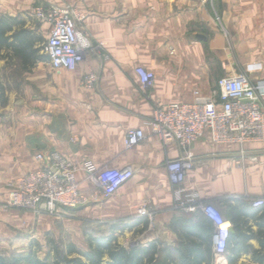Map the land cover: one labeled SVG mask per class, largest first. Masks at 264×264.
I'll use <instances>...</instances> for the list:
<instances>
[{
    "label": "crops",
    "instance_id": "0c3cea01",
    "mask_svg": "<svg viewBox=\"0 0 264 264\" xmlns=\"http://www.w3.org/2000/svg\"><path fill=\"white\" fill-rule=\"evenodd\" d=\"M44 1L74 7L94 44L102 46L75 70H55L49 59L40 61L36 99L19 121L0 120V237L16 241L52 229L49 223L58 218L2 202L7 201L10 181L40 167L38 153L58 151L77 164L90 159L101 168L133 171L111 198L70 212L131 219L132 231L144 230L147 221L150 233L142 244L155 241L161 248V242H168L173 257L180 256L176 247L204 242L205 255L216 264H230L228 254L237 258L234 264H264L257 260L258 254L264 255V206L253 205L264 198V142L247 145L250 153L260 155L259 163L240 161L237 144H217L208 135L191 147L194 165L183 186L233 223L231 237L237 227L245 233L243 242L231 240L221 259L214 249L212 219L201 210L175 207L167 164L183 155L181 147L164 143L150 127L158 106L190 101L195 89L208 94L222 76L248 71L254 79L264 78V0H216L215 9L199 0ZM37 2L0 4L15 16ZM215 11L225 30L216 22ZM138 66L155 73L152 87H143ZM91 74L97 77L92 84ZM135 128L144 129L147 137L127 148V133ZM78 180L84 193L93 191L84 172ZM142 208L147 212L140 213ZM165 253L166 259L169 250Z\"/></svg>",
    "mask_w": 264,
    "mask_h": 264
},
{
    "label": "built area",
    "instance_id": "2783aa9c",
    "mask_svg": "<svg viewBox=\"0 0 264 264\" xmlns=\"http://www.w3.org/2000/svg\"><path fill=\"white\" fill-rule=\"evenodd\" d=\"M215 9L216 0H199ZM39 21L49 24L50 34L45 53L55 70H75L86 56L100 49L94 44L83 26V16L70 5L46 3L44 0L32 7ZM215 20L222 30L221 16L215 11ZM141 83L148 89L153 86L155 73L145 67L136 68ZM96 75L88 77L94 83ZM264 78L254 79L248 71L226 75L218 79L210 93L193 91L190 101H176L160 105L150 121L151 131L164 143H177L183 155L167 164L169 179L174 187L175 207L191 213L204 211L214 222L215 253L225 259L228 253L233 223L214 206L202 203L197 193H189L184 181L194 165L191 147L208 135L214 143H233L239 146L240 161L249 159L261 162L259 154L250 153L247 145L264 142ZM147 137L144 129L135 128L127 133L125 144L132 148ZM40 167L8 183L6 205L10 208L45 213L60 218L68 212L90 203L111 198L133 175L131 168H101L90 159L77 164L62 153L52 151L36 155ZM84 172L93 191L84 193L78 180ZM255 207L264 206V198L253 201ZM142 208L140 213H146Z\"/></svg>",
    "mask_w": 264,
    "mask_h": 264
},
{
    "label": "rangeland",
    "instance_id": "374dc122",
    "mask_svg": "<svg viewBox=\"0 0 264 264\" xmlns=\"http://www.w3.org/2000/svg\"><path fill=\"white\" fill-rule=\"evenodd\" d=\"M34 5L20 11L15 16H20L21 19L26 21V26L33 28L43 38V41L39 44L41 47L39 55H44L46 54L45 44L49 37L50 29L46 23L39 21L33 16L31 9ZM0 13L9 14L10 9H6L4 4H0ZM2 55L3 57L0 59V120L7 122L19 121L21 113L30 107L32 100L36 99L35 73L40 61L24 66L21 60L10 52L4 50ZM2 203L7 206L6 202ZM130 222L131 219L128 220L122 217L100 218L78 211L68 212L66 215L49 223V227L52 229L50 228L51 230L46 232L42 230L39 234L32 235V237L27 234L16 241L9 239V241H6V239L0 237V253L8 257L26 254L30 243L36 240L43 247L39 254L44 258L50 252L47 244L48 235L55 239L63 250L67 248L69 243H74L78 248L87 250L89 248L87 234L107 235L115 233L118 236L119 243L124 246L143 245L142 239L149 235L150 228H145L144 230L137 228L132 231L131 226H129ZM179 245L180 242L178 243ZM172 247L168 242H161V261L165 259V250L168 249L170 252ZM210 264H216V262L211 261Z\"/></svg>",
    "mask_w": 264,
    "mask_h": 264
},
{
    "label": "trees",
    "instance_id": "16d2710c",
    "mask_svg": "<svg viewBox=\"0 0 264 264\" xmlns=\"http://www.w3.org/2000/svg\"><path fill=\"white\" fill-rule=\"evenodd\" d=\"M43 38L36 31L26 26V21L20 16L0 13V59L3 57L4 50L18 57L24 66H29L30 63L37 61L48 60V55H39L41 47L39 44ZM140 222V221H139ZM138 222V223H139ZM142 222V221H141ZM144 222L146 228L148 222ZM237 227L236 235L230 237L234 240L243 242L245 233ZM87 242L89 248L82 250L74 243H69L67 248L63 250L49 235L47 244L50 252L42 258L39 252L42 250V245L39 241H32L29 250L26 254L13 255L11 257L0 253V264H210L212 258L206 256L204 242L199 244V247L193 245H185L183 248L176 247L180 256L173 257L172 252H169L168 258L161 261L159 243L152 241L147 245H134L127 247L119 243L118 236L115 233L107 235L87 234ZM229 248V247H228ZM194 250H202L201 256L190 257ZM173 251V250H172ZM230 264H234L236 257H231L228 254ZM257 260L264 263V255L258 254Z\"/></svg>",
    "mask_w": 264,
    "mask_h": 264
},
{
    "label": "water",
    "instance_id": "95a60500",
    "mask_svg": "<svg viewBox=\"0 0 264 264\" xmlns=\"http://www.w3.org/2000/svg\"><path fill=\"white\" fill-rule=\"evenodd\" d=\"M232 231H233V229H232Z\"/></svg>",
    "mask_w": 264,
    "mask_h": 264
}]
</instances>
